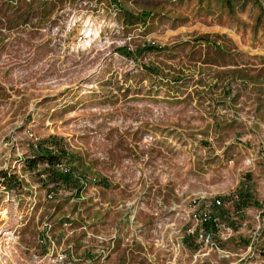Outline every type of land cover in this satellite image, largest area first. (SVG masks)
Wrapping results in <instances>:
<instances>
[{
    "label": "rangeland",
    "instance_id": "obj_1",
    "mask_svg": "<svg viewBox=\"0 0 264 264\" xmlns=\"http://www.w3.org/2000/svg\"><path fill=\"white\" fill-rule=\"evenodd\" d=\"M228 2L0 0V264H264V0Z\"/></svg>",
    "mask_w": 264,
    "mask_h": 264
},
{
    "label": "built area",
    "instance_id": "obj_2",
    "mask_svg": "<svg viewBox=\"0 0 264 264\" xmlns=\"http://www.w3.org/2000/svg\"><path fill=\"white\" fill-rule=\"evenodd\" d=\"M60 167L62 168V172H61L62 174L69 175L71 173V172H68V168L66 166L61 164ZM53 185L54 186H51L49 188V193L47 195V198L49 200H53L54 197L57 195L56 192L58 190L55 187L56 186L60 187L59 185H62V184L61 182L58 181V183H54ZM62 187L64 186L62 185ZM74 190H76V192L82 191L83 185L79 186V188H76ZM188 207H189V214H188L189 220L193 224H195V226H202V225L203 226L211 225V226H216V227L221 226L219 210L223 207V201L220 198L206 199V198L197 196L189 201ZM47 226H49L48 229L51 228L50 224H47ZM194 232H195L194 230L188 231V233L193 234V235H194ZM47 237L49 236L46 235L45 238L43 239L44 242L42 240L41 243L46 244L48 242ZM200 237L203 238V235L201 234ZM47 249H48V255L54 258V263L55 262L63 263L67 261V255L65 254V250L54 249L51 246ZM107 253H110L109 247H106V248L102 247V250L99 254H97V257L103 258V260H105L108 257ZM73 263H74L73 260H70L69 264H73Z\"/></svg>",
    "mask_w": 264,
    "mask_h": 264
},
{
    "label": "trees",
    "instance_id": "obj_3",
    "mask_svg": "<svg viewBox=\"0 0 264 264\" xmlns=\"http://www.w3.org/2000/svg\"><path fill=\"white\" fill-rule=\"evenodd\" d=\"M225 2L227 3L228 6L230 5V2H228V0H225ZM149 49L154 50L155 47L150 46ZM49 141L51 142V140H49ZM55 145H57V144H55ZM52 146L50 148H46V147H42V145H39V150H38L37 154L35 155V159H39L38 160L39 162L45 161V160L48 161V164L50 165L49 167L53 172V174L50 173V175L48 176L49 179H51L52 181H55V182H58L59 180L67 181V180H69V176L66 174H62L61 173L62 171L59 170V165L63 164L64 160L67 158L62 153H60V154L55 153L54 149H52ZM57 148H58V146H57ZM36 162L37 161H33L32 163L35 164ZM238 196L240 197V200L238 203L241 204V207H245L251 201V199H250L251 195L247 192L242 191V193H239ZM206 226H209V225H206Z\"/></svg>",
    "mask_w": 264,
    "mask_h": 264
}]
</instances>
